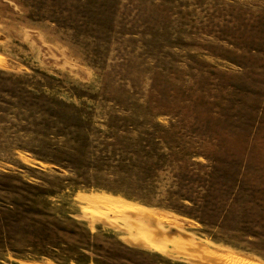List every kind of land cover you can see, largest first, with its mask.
I'll return each instance as SVG.
<instances>
[{
	"label": "rangeland",
	"instance_id": "1",
	"mask_svg": "<svg viewBox=\"0 0 264 264\" xmlns=\"http://www.w3.org/2000/svg\"><path fill=\"white\" fill-rule=\"evenodd\" d=\"M0 264H264V0H0Z\"/></svg>",
	"mask_w": 264,
	"mask_h": 264
}]
</instances>
